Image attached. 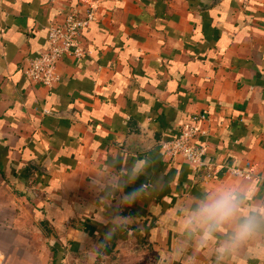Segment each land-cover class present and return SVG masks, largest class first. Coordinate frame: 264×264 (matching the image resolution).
Segmentation results:
<instances>
[{
	"label": "crops",
	"instance_id": "1",
	"mask_svg": "<svg viewBox=\"0 0 264 264\" xmlns=\"http://www.w3.org/2000/svg\"><path fill=\"white\" fill-rule=\"evenodd\" d=\"M72 12L84 56L29 81ZM196 123L211 169L161 152ZM225 184L264 215L262 0H0V264H264L186 224Z\"/></svg>",
	"mask_w": 264,
	"mask_h": 264
},
{
	"label": "built area",
	"instance_id": "2",
	"mask_svg": "<svg viewBox=\"0 0 264 264\" xmlns=\"http://www.w3.org/2000/svg\"><path fill=\"white\" fill-rule=\"evenodd\" d=\"M262 2L264 4V0ZM91 21V15L81 17L79 13L72 12L63 20L52 23L48 28V48L38 57L28 61L26 78L48 88L54 87L60 81L57 65L61 58L66 55L84 56L85 52L80 46L81 35ZM205 114L198 116L196 122L202 121ZM203 134L201 126L197 123L184 124L177 139L161 145V152L165 158H181L187 161L194 170L211 169V165L205 160V147L196 143Z\"/></svg>",
	"mask_w": 264,
	"mask_h": 264
},
{
	"label": "clouds",
	"instance_id": "3",
	"mask_svg": "<svg viewBox=\"0 0 264 264\" xmlns=\"http://www.w3.org/2000/svg\"><path fill=\"white\" fill-rule=\"evenodd\" d=\"M130 193L128 199L135 196ZM249 190L220 185L198 200L186 218V224L200 232L202 239L225 232L218 251L229 253L253 237L264 234V215L248 207Z\"/></svg>",
	"mask_w": 264,
	"mask_h": 264
}]
</instances>
